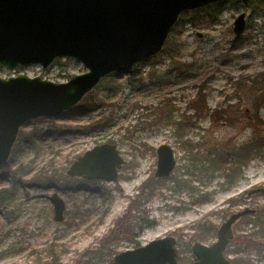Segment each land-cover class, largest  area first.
I'll return each instance as SVG.
<instances>
[{"label":"rangeland","instance_id":"374dc122","mask_svg":"<svg viewBox=\"0 0 264 264\" xmlns=\"http://www.w3.org/2000/svg\"><path fill=\"white\" fill-rule=\"evenodd\" d=\"M244 6V0L222 2V11L212 24H194L192 11L186 12L179 19H184L180 56L192 64L188 73L167 74L163 61L156 64L154 73L151 58L138 69L117 73L100 86L99 93L105 97L102 105L72 122L63 116L55 118L60 126L97 125L94 133L50 137L39 151H24L10 159L17 172L7 173L0 183L11 190L0 213V264H37V251L47 258L44 249L54 239L63 250L61 264H109L117 253L167 235L178 239L179 264H192V225L209 220L218 229L230 213L246 206L257 210L264 206L262 194L247 198L250 189L264 186V148L234 176L230 170L214 169L210 162L218 158V152H230L264 135V78L258 77L264 74V15ZM241 13L246 15V24L236 34L234 24ZM86 71L81 62L69 58H59L46 69L39 64L15 70L0 67V75L6 78L40 75L57 82ZM47 126L48 120L40 118L25 129ZM106 142L116 144L124 158L116 181L99 180L109 190L107 201L100 193L71 198L56 188L42 189L32 183L39 166L49 160L58 167H69L76 158L69 163L67 158ZM161 144L174 150L175 168L153 195L139 198L140 185L156 178ZM229 164L227 168L235 167ZM54 191L66 201L62 222L56 221L49 199ZM242 197L245 200L224 216L228 201ZM143 214L150 221L135 225V217ZM233 230L226 256L264 264V245L243 243L248 238L264 243L261 227L243 219ZM215 240L213 236L208 243Z\"/></svg>","mask_w":264,"mask_h":264},{"label":"water","instance_id":"95a60500","mask_svg":"<svg viewBox=\"0 0 264 264\" xmlns=\"http://www.w3.org/2000/svg\"><path fill=\"white\" fill-rule=\"evenodd\" d=\"M227 0H0V67H50L59 58L81 62L87 71L57 82L40 75H0V170L7 164L20 130L32 120L59 118L74 109L101 80L127 72L160 53L181 15ZM245 13L234 24L243 32ZM155 176L168 177L176 158L169 144L158 149ZM124 158L116 144L102 143L78 156L68 167L70 177L114 182ZM264 195V186L247 196ZM55 219H65L66 201L58 191L50 197ZM256 210L245 207L222 223L211 245L194 242L192 264H231L225 249L234 237L232 226ZM176 237L167 235L117 253L114 264H179Z\"/></svg>","mask_w":264,"mask_h":264},{"label":"trees","instance_id":"16d2710c","mask_svg":"<svg viewBox=\"0 0 264 264\" xmlns=\"http://www.w3.org/2000/svg\"><path fill=\"white\" fill-rule=\"evenodd\" d=\"M246 9H251L253 12H258L260 15H264V0H244ZM222 11V2L214 3L208 5L204 8L193 10L191 14H193V22L204 23L207 22L212 24L215 21L217 15H219ZM186 13V12H185ZM183 13L181 16H183ZM180 19V18H179ZM184 19L182 18L180 21L176 23L173 27L170 36L163 48V50L157 55L153 56L150 60H154V73L156 72L155 66L159 62H166L167 67L165 68V72L167 74H176V75H185L188 73L192 64L185 62L182 60L180 54L183 50V44L180 40L181 37V25ZM244 37H238L240 40ZM237 41H233V47H236ZM148 60V59H147ZM143 60L135 67L138 69L141 65L147 61ZM133 72H138V70ZM153 75H156L154 74ZM151 74V73H150ZM115 74H109L105 76L99 85L96 86L95 90L90 92L88 95L84 97V100L79 103L77 107L70 111H66L63 113V117H65L69 121H74L79 118L84 112L92 110L95 106L102 105L105 102V97L99 93L100 86L106 82H109L112 78H114ZM264 74H259V78H264ZM141 81L144 80V77L140 78ZM108 85L111 88L115 86L113 84ZM43 120H48V126L46 128H33L31 130H26L25 126H23L19 133V138L16 144L14 145L13 152L11 155V159L16 157L17 153H23L24 151H39L41 143L46 139L53 137L55 139L61 138L67 134H80V135H89L94 133L98 128L97 125L89 124V125H65L60 126L57 124V120L54 117L43 118ZM264 148V135H259L256 138H253L248 143L240 146L236 149H231L230 152H218V158H212L210 160L211 166L214 169L222 168L224 170H230L231 175L234 176L237 173H242L241 168L253 158L257 152ZM80 156V155H78ZM77 155L73 158H67L66 162H72ZM230 160V162H229ZM235 164V167L227 168L229 163L232 162ZM23 163H21L19 169H22ZM68 167L57 166L53 159L49 160L46 164L39 166L37 172L31 177L32 183L36 185L38 188L42 189H50L56 188L61 191L63 194L74 198L79 196L80 194H88L94 196L96 194H101L106 201L110 198L109 190L106 188L105 183L99 180H87L81 177H70L67 175ZM17 170L12 169L10 161L3 166L0 170V183L5 179L4 177L7 173H16ZM172 178V177H171ZM166 178H149L142 185H140L138 197L150 196L153 195L156 189L159 187L161 183H163ZM180 183V180H177ZM11 192L10 188L0 187V213L5 210L6 207V199L8 198L9 193ZM146 197V198H147ZM245 199L240 198H231L229 203V208H226L225 214L230 212V209L236 204L243 202ZM133 203L140 204L139 200H133ZM145 214L146 211L142 210ZM143 216H136L135 225L143 226V223H148L150 220ZM246 222H253L256 226L259 225L261 227V232L264 233V206H258L257 214L255 218H250L249 216H245L242 220ZM193 230L191 239L194 241H206L210 238V236L215 234V227L208 220H201L191 226ZM173 233V232H172ZM247 247L251 246H261L264 245L263 242L254 240L252 238H248L245 242H243ZM58 244L56 243V239L52 240V242L44 249L46 251V257L42 256L41 251H37L36 262L37 264H61L62 252L63 250L58 249ZM240 249L233 250L234 252H238ZM229 253V250L227 251ZM233 264H249V261H239L241 257H235L232 259ZM109 264H114L110 262Z\"/></svg>","mask_w":264,"mask_h":264},{"label":"flooded vegetation","instance_id":"af4514ba","mask_svg":"<svg viewBox=\"0 0 264 264\" xmlns=\"http://www.w3.org/2000/svg\"><path fill=\"white\" fill-rule=\"evenodd\" d=\"M16 144V143H15ZM158 149V148H157ZM174 151V150H173ZM175 154V153H174ZM157 155H158V153H157ZM175 158H176V156H175ZM157 164H158V162H157ZM123 166V165H122ZM157 170V169H156ZM173 172V171H172ZM172 174V173H171ZM170 174V175H171ZM169 175V176H170ZM168 176V177H169ZM80 177V176H79ZM168 177H165V178H168ZM172 177V176H171ZM81 178H83V177H81ZM156 178H158V177H156ZM85 179V178H84ZM88 180V179H87ZM103 181V180H102ZM247 198L248 199H250V196H247ZM247 207V206H246ZM248 207H250V206H248ZM255 210H256V212H257V209L256 208H254ZM237 212V211H236ZM234 213V212H233ZM233 213H230V215L231 214H233ZM228 214V213H227ZM224 216L226 215L225 214V212H224V214H223ZM230 215H228V217L223 221V222H225L229 217H230ZM249 215H251V214H249ZM249 215H245V216H249ZM245 216H243V217H245ZM243 217H241L240 219H238L234 224H233V226H232V229H233V227H234V225L238 222V221H240V220H242V218ZM209 221V220H208ZM210 222V221H209ZM222 222V223H223ZM211 223V222H210ZM212 224V223H211ZM222 225V224H221ZM221 225L219 226V228L217 229L216 227H215V225L213 224V226L215 227V234L214 235H212V236H210V238L208 239V240H206V241H199V242H203V243H205V244H207V245H211V244H213L214 242H216L217 240H218V231H219V229H220V227H221ZM233 233H234V230H233ZM174 236V235H173ZM216 237V240L214 241V242H212V243H208V241H210V239L212 238V237ZM234 236H235V234H234ZM176 237V236H175ZM234 239V237L231 239V241ZM176 240L178 241V239H177V237H176ZM177 241H176V245H177ZM231 241L229 242V244L231 243ZM195 242H197V241H195ZM194 244V243H193ZM192 244V245H193ZM228 244V245H229ZM228 245H227V247H226V249H225V255H226V253H227V251H228ZM176 250H177V248H176ZM192 251H193V249H192ZM177 259H178V257L180 256V252L178 253L177 252ZM193 254H194V252H193ZM227 255H229V253H227ZM194 256H195V260H196V255L194 254ZM227 257V256H226ZM230 259V258H229ZM194 260V261H195ZM230 261H231V264H233V260L232 259H230ZM179 263V262H178Z\"/></svg>","mask_w":264,"mask_h":264}]
</instances>
